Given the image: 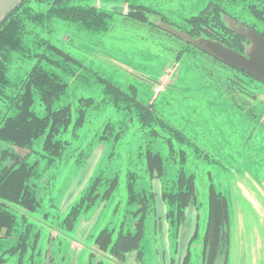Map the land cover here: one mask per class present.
Wrapping results in <instances>:
<instances>
[{"label":"flooded vegetation","instance_id":"af4514ba","mask_svg":"<svg viewBox=\"0 0 264 264\" xmlns=\"http://www.w3.org/2000/svg\"><path fill=\"white\" fill-rule=\"evenodd\" d=\"M139 1V4H142L143 6L133 4L128 0H91L90 5L98 12L105 10L112 14V17L109 20L110 29L105 34L87 29L78 22L67 21L55 17L44 18L39 25H37L36 22L24 20L23 25L28 30V39L33 41L34 39L39 38L42 39L46 45H43L44 47L42 46L43 48L41 49L30 48L26 50L29 56L35 53H41V56H38V58L37 55L26 57L20 53L11 52L10 59L8 61H3L7 65V72L11 79V85L5 90L6 95H3L0 98V129L7 126L10 118H15L20 114L21 110L19 104L21 103V95L25 92L22 80L25 78L26 73L37 63L43 67L40 63L42 59H47L52 65L63 68L72 77L77 76L75 67L67 65L72 64V62L78 63L79 61L65 50L70 49V47L73 46L74 40H72L69 35H61L57 33L59 28L57 22L60 21L73 22L85 33H88L89 36H93L92 38L99 39V37H106L110 34L112 30H114V25L122 19L126 20L129 18L132 21L137 20L143 25L149 26L152 29L149 31L150 35L157 40L164 42V38L158 34L164 33L181 42L179 45L169 42V46H166L165 48L175 49L174 62L183 64V67L177 72L189 68L191 71L186 70L184 77H198L201 81L200 86H198L195 93L193 91L190 92V87L175 85V78L181 75L178 74L177 77L174 78V86L172 87L170 84V88L167 91L156 93L155 90L158 86L157 83L160 82L161 79L153 80L155 82L149 88L150 94L142 99L139 96V90L136 86L131 85L130 88L125 90L111 80L96 75L94 81L102 86L104 95L102 99L99 100V103L113 104L123 116L118 118L115 122L107 120L104 126H102L103 129L101 127L97 129L98 132H96V134H93L95 137L94 144L88 143L83 148L82 146H84V144L82 143L81 133L85 132L88 124H91L87 117L89 106L92 105L93 108H97L98 104H95L92 98H81L79 99V105L76 107L75 111L73 110V105L71 103L60 105L55 109L54 104L57 101H61L62 97L67 93L69 81L61 74L43 67V69L48 72L60 76L61 81L65 84L64 90L57 96L52 97V102L48 104L45 103V100H43L42 96L37 91H34V101L29 107V110L38 118L46 121V125L42 130L43 132L38 137L24 136L25 143H23V145L0 139L6 144V146L0 147V156L4 157L0 164V170H4V174H6L3 180L15 184L18 183L17 181L19 179H23L21 187L19 186L17 189L9 187L13 189V195H19L18 200L0 199V208L12 218L10 223L2 224L0 226V264H25L26 255L29 252H31V264H59L58 260L53 257L52 242L45 251L44 260L38 262L33 260L35 255L42 254V250H39L40 229L37 226V223L33 222L32 219H35L37 222H45L44 220H41V218H36L34 212L38 211L42 206L44 195H51V191L53 190L56 181L57 171L66 163L64 160L67 158L68 150L75 143H78V146L72 148L75 149L76 152L69 155V157L71 158V161L73 160V163L75 162V165L79 167V169H82V171L75 180L70 191L63 198L62 207H57L53 205V203L50 204L51 207H56L58 210L59 219L57 227L49 226V231L52 235L50 240L53 241L54 237L60 235L63 231L71 232L76 228L78 229L76 234L78 237L76 239L71 238V242L74 247L76 246V249L85 246L87 247L89 251L88 264H149L146 259L144 241L146 239L147 218L148 215L153 212L154 217H156V240L159 264H190L192 243L200 235V203L197 198L196 183L195 194L190 197V200L187 206L183 209L184 211L181 215H178V213L175 212L179 217L177 223H173V217L176 215L174 212L171 213L169 211L168 202L164 195V191H167L164 181L166 179L171 180L176 178V175L180 170L188 172L187 164L193 165V162L195 161L213 160L218 164H222V162L214 157L213 151L210 148L213 144L209 145V141L202 136H192L193 131H185L191 140L190 145H182V143L178 142L176 138L171 142H165L163 140L159 141L160 137H157L155 141L148 144L149 139L147 138V133L149 127L147 125V118L142 119L141 113L143 114V111H145V115H156L168 121L165 111L160 110L157 105L164 101L162 100L161 95L172 94L173 98L179 99H171L174 101V104L177 105L171 106L177 108L179 111H182L181 109L184 108V110L187 109V112L189 110L199 112L196 104L193 103L195 98L196 100L209 101L210 103L219 102L220 104L229 105L230 110L238 113L240 117H246V120L244 119V121L247 122V120H252L250 118L251 116L254 120L257 119L256 122H259L264 110L260 112L257 109V104H264L263 100H258L259 97L264 98V93L261 92V90L264 89V82L254 74L227 64L205 50L197 47L192 42H189L181 38L179 35L163 28L160 23H166L195 39L199 37H208L218 40L234 50L244 53L247 40L239 32L230 29L223 17L224 15H228L237 23H242L247 29L254 30L264 38V13L262 12V10H264V1L259 0L261 3H258L255 0L247 1V3L250 2L257 6L256 10H259L258 14L245 12L241 14L235 13V17V14L230 15L226 12H221V20L229 32L226 30L223 31L229 33L228 35L231 40L239 41V46L234 47L215 37L217 35L212 30V34H206L205 32L207 31L205 29L208 28L206 25H203V30H200L198 34H193L191 33V26L188 25L186 19L180 23L171 22L165 15L156 9L157 1L160 0ZM183 1H188L192 6H197L198 8L202 6L201 4H197L199 2L196 0ZM81 3L86 4L87 2ZM52 5H54L53 2L47 3L38 2L36 0H23L7 15L6 19L21 6L28 8L32 7L30 10L34 14L36 13V10L44 12L48 11ZM125 5L126 8L123 10V6ZM6 19L0 23V28ZM147 37L148 36L144 35V39ZM66 43L69 45L65 46ZM178 54L181 55L180 58L177 57ZM188 55H194L197 57V61L192 62ZM207 55L219 62L212 60ZM67 56H69V60H65ZM14 59L21 62H18V70L13 76L15 80L13 83L10 67ZM33 59L37 62L32 64L30 69L21 72L20 68L23 65L25 66L26 62ZM52 59L57 60L58 63L53 62ZM0 60H2L1 55ZM208 64L213 67L217 65L221 70L215 67L217 75H214ZM230 67L235 71L231 70ZM236 70L245 73L248 77L240 74L238 76ZM226 74L232 76H230L228 80H225L224 77ZM114 89L120 91L122 95L125 96V99L117 104L112 99V97L115 96ZM209 90L217 93L214 94L212 92V94H209ZM10 91H12V93H10ZM223 95L227 100V104L218 101V97ZM35 96L39 97L41 104L46 109L44 115H39L33 110ZM164 102L170 103L168 100ZM134 103H139L141 105L139 114L138 111L134 110L136 109ZM8 106L15 107L16 113L14 115L5 116L4 111L1 113V108H8ZM200 106L202 107L201 104ZM59 117L63 118V120L58 124L57 129H53L54 121L57 123ZM180 127V129H183V126ZM254 128H256V126ZM132 130L133 133L130 137V143L135 141V135H140V138H137L136 141H141L140 150H138L141 161L143 162L142 167L144 174H141L138 169L127 171V174L125 175L127 208L123 211L118 223L115 221H109L102 229H100L98 235L94 238V243L91 245L87 244L88 237L93 236L91 233L93 226L102 217L104 210L109 204L110 199L120 182L119 172L107 176L106 171L100 169L99 166H101L105 158L114 155L113 148L116 147V142L127 133L129 134ZM66 133H70L69 139L64 138ZM44 134L46 135L41 150L35 149L36 141ZM160 143H162L164 147H162ZM88 145L92 146L88 148ZM196 146L201 151L203 150V155L201 154L200 157L197 156L199 155V151L195 149L197 148ZM185 147L188 149L187 154L180 152ZM148 148L155 153L161 152L163 159L162 173L159 172L157 168L151 170L148 167V159L146 157ZM195 150H197V152ZM31 159H33V161H31ZM42 164L43 168H41ZM208 165L210 166L211 164H207V166ZM212 176L213 172H210L211 179ZM141 178L147 180L146 186L140 180ZM3 189L5 193H7V188L3 187ZM132 189L142 194L138 202H131L132 200L130 197ZM52 198L53 197L49 196L50 201ZM79 202H82V206L81 208L77 207L76 210L80 213L77 217H74V215L67 220L66 218L70 209ZM116 207L118 209L119 205H116ZM13 209L22 213L21 218L16 215ZM91 209H93V212L88 214L87 212ZM78 211L75 213H78ZM44 214L45 219L48 218V214ZM214 216L216 217L213 222L212 220ZM229 220L230 218L227 214L226 208H220L216 205L209 209L208 202V218L202 236V264H219L220 262H222V264H227L229 256L227 249L229 243ZM210 222L212 223L211 228ZM104 229H109L113 232L112 243L129 233L131 235H129L130 237L123 238L121 245H118L116 251H114L108 247L103 248L96 241L97 237ZM134 234L137 235L134 236ZM170 235L175 239L174 253L170 250ZM136 236L139 237L136 238ZM118 242L120 241L118 240ZM74 255L77 264V252ZM63 259L65 260V257H62L61 260L63 261ZM93 259L96 260L95 263L93 262Z\"/></svg>","mask_w":264,"mask_h":264},{"label":"rangeland","instance_id":"374dc122","mask_svg":"<svg viewBox=\"0 0 264 264\" xmlns=\"http://www.w3.org/2000/svg\"><path fill=\"white\" fill-rule=\"evenodd\" d=\"M202 7L192 6L190 2L183 0H160L157 1L156 5V9L160 13L165 15L171 22L177 23L184 21L185 17L197 13ZM125 8L126 5L123 6V10ZM57 24L59 26L58 34L69 35L74 40L73 46L65 50L79 61L67 65L75 67L77 76L72 77L63 68L52 65L47 59H42L40 63L46 69L61 74L69 81L68 91L61 101L54 104L55 109L60 105L71 103L75 111L81 98H92L94 103L98 104L97 108H93L92 105L89 106L87 117L91 124H88L85 132L81 133L83 148L88 143L94 144L95 137L93 134H96L97 129L104 126L107 120L115 122L123 116L113 104L99 103L104 95L102 86L94 81L96 75L111 80L125 90L130 88L131 85L136 86L142 99L150 94L149 88L155 82L153 80L161 79L157 83L156 93L167 91L170 84L172 87L174 86L173 81L178 74L181 75L175 78V85L190 87L191 91H189L195 93L198 86H200L201 81L198 77H184L186 70L191 71L189 68L177 72L183 67V64L174 62L175 49L165 48L169 46V42L175 45H179L181 42L164 33L158 34L164 38L165 43L157 40L150 35L149 31L152 29L137 20L122 19L114 25V30L110 34L106 37H99V39L92 38L93 36H89L73 22L60 21ZM144 35L148 37L144 39ZM67 45L69 44L66 43L65 46ZM18 62L21 61L14 59L10 67L13 83L15 82L13 76L18 70ZM35 62L37 61L34 59L26 62L25 66L23 65L20 68V71L25 72ZM208 65L213 74L217 75L216 68L220 69V67L215 65V68L210 64ZM261 92L264 93V89ZM161 98L164 101H170V103L163 101L157 105L160 110L165 111L166 117L179 126H183L185 131H193L194 134L202 136L209 141V145L213 144L210 148L214 157L222 162L219 167L213 168V166L201 164L198 169L187 164L188 172L195 171L197 173L196 192L200 203V235L192 243L190 264H202V236L208 218V196L211 183L215 185L216 189L223 190L231 203L232 225L229 223V231L231 232L232 228L233 239L227 264H249V258L253 259V263L250 264H264V112L259 125L254 128L256 124L253 120L244 121L246 117H240L238 113L230 110L229 105L220 104L219 102L210 103L194 98L193 103L196 104L199 112L192 110L187 112V109L182 108V111H179L171 106L175 105L171 99H179L173 98L172 94L161 95ZM258 100L264 101V98L259 97ZM218 101L227 104L224 95L218 97ZM33 110L39 115H44L46 112L38 96H35ZM3 111L5 116H12L16 113L13 106L2 107L1 113ZM132 133L133 130L116 142V147L113 148L114 155L105 158L99 166L100 169L106 171L107 176L119 172L120 182L102 217L93 226L91 230L93 236L88 237L87 244L94 243V238L98 235L100 229L109 221L118 223L123 211L127 208L125 176L127 171L138 169L141 174H144L143 162L139 156L141 141H136L137 138H140V135H135V141L130 143ZM45 135H42L36 141L35 149L41 150ZM64 138L69 139L70 133H66ZM251 143L257 155L256 161L251 160L252 158L248 155L250 153L248 147ZM160 145L164 147L162 143ZM3 146H6V144L0 140V147ZM76 146H78V143H75L72 147L75 148ZM91 146L88 145V148ZM72 147L69 148L67 158L64 160L66 163L57 171L54 188L51 195H49L53 197L52 200L50 201L49 196L45 194L42 199V206L34 212L35 217L41 218L46 224L31 218L40 229L39 250H42V254L33 257L36 262L44 260L45 251L52 242L53 257L58 260L59 264H71L76 252L77 264H88L89 251L87 247L76 249V246L74 247L71 242V238L76 239L78 237L76 235L78 229L75 228L71 232L63 231L60 235L54 237L53 241L50 240L52 235L49 226L57 227L59 220L58 210L56 207H51L50 204L53 203L57 207H62L63 198L70 191L82 171L69 157V155L76 152ZM234 162L243 164H239L237 169H233L232 164ZM41 168H43V164ZM210 171H214L212 179L210 178ZM140 180L146 186L147 180L143 178ZM116 205H119L118 209ZM13 210L21 218L22 213ZM92 212L93 209L87 213L91 214ZM44 213L48 214V218L45 219ZM155 220L156 217L151 212L147 218L146 239L144 241L146 259L149 264H159ZM169 240L170 250L174 253L175 239L170 235ZM257 244L259 247L256 246ZM30 256L31 252L26 255L25 264H31ZM62 257H65V260L62 261ZM93 260L95 263L96 260ZM219 264H222V262Z\"/></svg>","mask_w":264,"mask_h":264},{"label":"trees","instance_id":"16d2710c","mask_svg":"<svg viewBox=\"0 0 264 264\" xmlns=\"http://www.w3.org/2000/svg\"><path fill=\"white\" fill-rule=\"evenodd\" d=\"M38 2H53L54 5L44 12L41 10H36V13H32L30 9L32 7H24L21 6L16 9L3 23L0 28V55L2 56V60H0V98L3 95H6V89L11 85V79L8 74L7 65L3 61H8L10 58L11 52L20 53L25 55L26 57H31L34 55L41 56V53H35L33 55H28L26 52L27 49H41L46 45L42 39L36 38L33 41L28 39V30L24 27L23 22L24 20H29L30 22H36L39 25L44 18H60L67 21H74L82 24L85 28L95 30L101 34H105L110 29V18L112 14L110 12L102 10L98 12L93 6L90 5L91 0H36ZM113 1H120V0H113ZM131 1L133 4H139V0H128ZM197 4H201L202 8L198 10L197 13L190 15L189 17H185L188 22V25L191 26V33L198 34L200 30H203V25H206L205 32L209 34L212 31L215 32L218 39L222 40L228 45L231 46H239L238 40H231L230 36L228 35L229 31L226 29L223 21L221 20V12H226L230 15H234L235 13H250V14H258L259 10H256V5L250 2L247 3L248 0H196ZM258 3H261L259 0H255ZM81 2H87L86 4H82ZM142 5V4H139ZM143 6V5H142ZM264 13V10H262ZM235 14V17H236ZM226 30L228 32H224ZM219 36V37H218ZM238 37V36H237ZM240 44V43H239ZM43 46V47H42ZM24 50V51H23ZM59 52V51H56ZM65 55V54H64ZM180 54H178V58H180ZM209 56V55H207ZM190 60L197 61V57L194 55H188ZM210 57V56H209ZM212 60L219 62L218 60L210 57ZM209 58V59H210ZM210 59V60H211ZM65 60H69V56L66 57ZM53 62H57V60H53ZM231 70H234L230 67ZM235 71V70H234ZM238 76L239 74L242 76H247L245 73L237 71ZM232 75L226 74L224 79L228 80V78ZM23 81V87L25 88V92L22 93L21 103L19 104V108L21 110L20 114L15 118H10L8 121L7 126L0 129V139L3 141L8 142H15L16 144L25 143L24 136L27 137L36 136L38 137L43 132V128L46 125V121L44 119H40L35 116L30 110L29 107L33 104L34 98L33 94L34 91H37L45 100V103H51V98L57 96L61 93L64 88L65 84L61 81L60 76L57 74H52L47 70L43 69L39 63L34 65L29 72L26 73L25 78ZM233 89V88H232ZM234 90V89H233ZM115 96L112 99L115 103H120L121 100L125 99V96L116 89L113 90ZM209 94H212L213 91H208ZM216 94L217 92H213ZM136 109L138 111L141 108L139 103H134ZM257 109L262 112L264 110V104L260 103L257 104ZM141 118H147V125L149 127L148 135V144L152 143L156 140L157 137L159 141H172L174 138L180 143L185 145H190L189 135L185 132L184 129H180L181 127L176 124L171 119L167 118L168 121L164 118L158 117L156 115H145V111L143 114L141 113ZM250 118L256 124V127L259 125V122H256L257 119H253L251 116ZM63 120V118H58L57 123L54 121L53 129H57L58 124ZM248 121V120H247ZM196 136L192 132V136ZM151 146V145H150ZM197 147V146H196ZM201 147V146H200ZM202 148V147H201ZM199 151L198 157L203 155V150L201 151L198 147L195 148ZM203 149V148H202ZM187 148H183L180 152L187 154ZM197 150H195L197 152ZM146 157L148 159V167L153 170V168H157L159 172L162 173L163 169V159L161 152L155 153L151 151L150 148L147 149ZM3 156H0V164L2 161ZM201 164H211L210 166L219 167V165L213 160H200L193 162V166L195 169H198ZM214 172V171H210ZM195 171L191 172H184L183 170L178 171L176 178L164 181L166 190L164 191V195L167 199V204L169 207V211L171 213L174 212L176 216L173 217L172 222L178 221V215L184 211L183 209L187 206L190 197L195 194V183L197 179V173ZM4 170H0V199L4 200H18V196L13 195L12 188L15 189L22 186L23 179H19L15 184H11L9 181H4ZM4 188H7V193H5ZM165 189V187H164ZM185 189V190H183ZM218 189V190H217ZM214 186V184H210L209 187V209L214 206L224 207L227 209V214L229 216V202L227 196L223 193V191L219 188ZM131 190V197L130 199L133 201L138 202L142 196V194ZM181 202V203H180ZM82 202L77 203L74 205L68 215L67 220L71 217H77L80 213L76 210L77 207L81 208ZM78 211V213H75ZM177 212L178 215L175 213ZM216 216L213 218V222ZM230 218V217H229ZM12 220L11 216L8 215L3 209L0 208V226L2 224H8ZM170 220V219H169ZM212 227V223L210 222V228ZM143 230V229H142ZM112 231L109 229H104L100 235L97 237L96 241L103 247L109 248L116 251L117 246L121 245L122 239L125 237H130V233L126 236L121 237L114 243H112ZM137 234H134V236ZM139 236H136L138 238ZM228 252L230 247V231L228 235ZM132 247V246H130Z\"/></svg>","mask_w":264,"mask_h":264},{"label":"water","instance_id":"95a60500","mask_svg":"<svg viewBox=\"0 0 264 264\" xmlns=\"http://www.w3.org/2000/svg\"><path fill=\"white\" fill-rule=\"evenodd\" d=\"M22 1L23 0H0V23L3 20H5L7 15L11 13ZM223 18L230 29L239 32L247 40L246 49L244 53L238 52L233 48H231L230 46H227L218 40H214L208 37H199L195 39L166 23H160V25L163 28L179 35L181 38L189 42H192L197 47L205 50L209 54L226 62L227 64L236 66L240 69H243L249 73L254 74L256 77H258L264 82V38L254 30L247 29V27L244 26L242 23L240 22L237 23L234 19H232L228 15H224ZM248 150L250 152L248 155L250 158H252L251 160L256 161L257 155L255 154V151L252 148V143L248 147ZM239 164H243V163L234 162L232 164L233 169H237ZM223 193L225 194L224 191ZM227 198L229 202V213H230L231 203L229 197ZM229 217H230L229 223H231L232 225L231 213L229 214ZM231 232H232V228H231ZM231 232H230L229 255H230L232 239H233V234ZM244 237H245V233H244ZM256 246L259 247L258 244ZM247 254L249 257V251L247 252ZM250 263H253V259L251 258H249V264ZM71 264H76L75 255L73 257Z\"/></svg>","mask_w":264,"mask_h":264}]
</instances>
